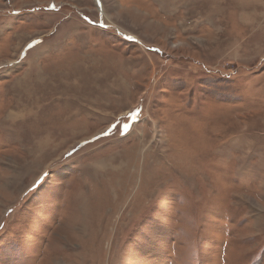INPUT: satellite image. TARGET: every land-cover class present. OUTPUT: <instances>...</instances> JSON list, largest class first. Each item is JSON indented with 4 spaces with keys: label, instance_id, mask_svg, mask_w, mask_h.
<instances>
[{
    "label": "rangeland",
    "instance_id": "rangeland-1",
    "mask_svg": "<svg viewBox=\"0 0 264 264\" xmlns=\"http://www.w3.org/2000/svg\"><path fill=\"white\" fill-rule=\"evenodd\" d=\"M0 264H264V0H0Z\"/></svg>",
    "mask_w": 264,
    "mask_h": 264
},
{
    "label": "snow or ice",
    "instance_id": "snow-or-ice-1",
    "mask_svg": "<svg viewBox=\"0 0 264 264\" xmlns=\"http://www.w3.org/2000/svg\"><path fill=\"white\" fill-rule=\"evenodd\" d=\"M86 143H87V141H86Z\"/></svg>",
    "mask_w": 264,
    "mask_h": 264
}]
</instances>
